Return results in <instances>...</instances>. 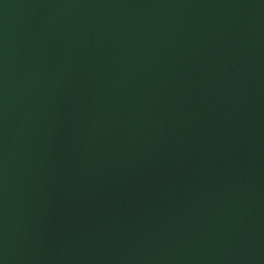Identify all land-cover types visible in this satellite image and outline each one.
Segmentation results:
<instances>
[{
  "label": "water",
  "instance_id": "obj_1",
  "mask_svg": "<svg viewBox=\"0 0 264 264\" xmlns=\"http://www.w3.org/2000/svg\"><path fill=\"white\" fill-rule=\"evenodd\" d=\"M0 264H264V0H0Z\"/></svg>",
  "mask_w": 264,
  "mask_h": 264
}]
</instances>
